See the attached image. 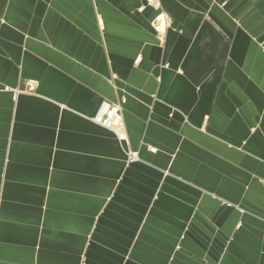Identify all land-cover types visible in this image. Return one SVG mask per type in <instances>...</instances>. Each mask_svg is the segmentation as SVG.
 <instances>
[{
  "label": "crops",
  "instance_id": "obj_1",
  "mask_svg": "<svg viewBox=\"0 0 264 264\" xmlns=\"http://www.w3.org/2000/svg\"><path fill=\"white\" fill-rule=\"evenodd\" d=\"M160 2L0 0V264H264V0Z\"/></svg>",
  "mask_w": 264,
  "mask_h": 264
},
{
  "label": "built area",
  "instance_id": "obj_2",
  "mask_svg": "<svg viewBox=\"0 0 264 264\" xmlns=\"http://www.w3.org/2000/svg\"><path fill=\"white\" fill-rule=\"evenodd\" d=\"M146 5L154 10L151 27L153 31L162 36L171 25V20L166 12L162 9L160 0H145ZM95 122L111 130L119 140H124V124L121 120L120 109L118 106L102 104L97 112Z\"/></svg>",
  "mask_w": 264,
  "mask_h": 264
}]
</instances>
